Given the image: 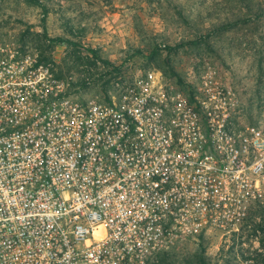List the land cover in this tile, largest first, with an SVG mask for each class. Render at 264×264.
I'll list each match as a JSON object with an SVG mask.
<instances>
[{"label":"built area","instance_id":"2783aa9c","mask_svg":"<svg viewBox=\"0 0 264 264\" xmlns=\"http://www.w3.org/2000/svg\"><path fill=\"white\" fill-rule=\"evenodd\" d=\"M55 71L0 21V264H148L264 208V129L214 71L123 72L84 102Z\"/></svg>","mask_w":264,"mask_h":264},{"label":"rangeland","instance_id":"374dc122","mask_svg":"<svg viewBox=\"0 0 264 264\" xmlns=\"http://www.w3.org/2000/svg\"><path fill=\"white\" fill-rule=\"evenodd\" d=\"M34 1L2 0L1 27L54 60L73 99L106 98L123 72L158 70L186 91L211 70L235 93L233 122L264 129V0ZM148 264H264V208L238 237L190 241Z\"/></svg>","mask_w":264,"mask_h":264},{"label":"trees","instance_id":"16d2710c","mask_svg":"<svg viewBox=\"0 0 264 264\" xmlns=\"http://www.w3.org/2000/svg\"><path fill=\"white\" fill-rule=\"evenodd\" d=\"M29 1L35 2L34 0H29ZM55 41H56V40H55ZM57 41H61V40L57 39ZM41 60H44V61H45V58L41 57ZM179 83H181V82H179ZM201 239H202V238H201Z\"/></svg>","mask_w":264,"mask_h":264}]
</instances>
